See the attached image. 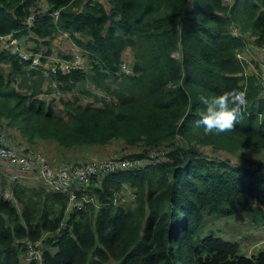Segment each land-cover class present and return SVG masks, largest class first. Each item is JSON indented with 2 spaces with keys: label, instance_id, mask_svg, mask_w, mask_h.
<instances>
[{
  "label": "trees",
  "instance_id": "trees-1",
  "mask_svg": "<svg viewBox=\"0 0 264 264\" xmlns=\"http://www.w3.org/2000/svg\"><path fill=\"white\" fill-rule=\"evenodd\" d=\"M43 3L58 9L56 20ZM6 33L28 36L37 44L25 47L45 54L71 40L87 61L83 70L55 75L61 93L46 100L41 72L0 47V119L7 126L64 148L115 143L119 154L109 157L142 161L74 187L92 199L66 210V194L33 175L8 185L15 168L1 158L11 171L2 170L0 190L12 186L14 199L0 194V264H264V248L247 254L213 231L214 223L203 230L206 217L215 222L239 210L248 225H264V171L199 148L264 151V98L243 56L249 43L264 45V0H0ZM127 47L133 57L123 73ZM243 79L248 111L241 109L234 127L209 134L198 126L206 107L199 98L240 90ZM85 82L94 92L82 88L93 94L83 103L74 89ZM152 150L164 155L150 160ZM37 240L40 256L25 257L26 243Z\"/></svg>",
  "mask_w": 264,
  "mask_h": 264
},
{
  "label": "built area",
  "instance_id": "built-area-1",
  "mask_svg": "<svg viewBox=\"0 0 264 264\" xmlns=\"http://www.w3.org/2000/svg\"><path fill=\"white\" fill-rule=\"evenodd\" d=\"M41 9L48 12L54 20L58 17V9L48 10L46 3L41 4ZM34 13L28 15L26 25H30L33 21ZM23 36H15L13 33L0 34V47L8 49L10 52L15 53L20 59L27 61V67L35 68L44 76L43 83L46 88L42 90L41 94L46 100H50L54 96H58L60 88L54 78L59 72L69 73L74 69L83 70L87 68L84 51L80 47H75L74 51L70 52L68 56H57L50 59L49 56L42 51H32L25 47ZM262 50V58L254 67L253 73L256 76L258 84V91L262 98H264V45L260 46ZM241 53L237 56L242 57ZM128 58V57H127ZM124 59L120 66V72H130V60ZM246 75V73H245ZM241 89L247 91V80L241 81ZM59 107V104H57ZM247 110V105L242 107ZM262 117L260 111H254ZM264 123V121H263ZM163 150H152L150 153V160L158 156H163ZM0 158H4L18 167L23 174L27 175L28 172H34V177L37 178L43 185L54 191L64 192L67 196V206L69 208L86 207L87 202L92 199L91 196L79 197L73 190L74 187L82 185L90 181L91 177L99 172H108L117 169L130 168L131 166L138 165L142 159L139 157H106L99 160H90L83 163L73 165H52L45 155L36 151L32 146L25 142H11L9 130L5 124L0 120ZM247 169L254 171H264V162H246L243 164ZM17 169L10 172L9 183L18 178L21 174L16 173ZM25 173V174H24ZM0 194L6 199H14L12 186H7L0 190ZM61 226L63 223L60 224ZM41 240L26 243L25 257L37 258L40 256L39 247Z\"/></svg>",
  "mask_w": 264,
  "mask_h": 264
},
{
  "label": "rangeland",
  "instance_id": "rangeland-1",
  "mask_svg": "<svg viewBox=\"0 0 264 264\" xmlns=\"http://www.w3.org/2000/svg\"><path fill=\"white\" fill-rule=\"evenodd\" d=\"M222 2L225 5H230L233 2V0H222ZM231 28L234 32H237V28L235 25H232ZM23 40H24V38H23ZM63 41H66V43L68 44V40L63 39ZM24 42L26 43V45L28 47L31 46L32 44H35V45L37 44L33 39L29 38L28 36L26 37ZM41 47L43 49H45L44 46L41 45ZM67 49H68V47H65L63 49L64 51H62V54H65V52H67ZM246 49L247 48H245L243 50L244 53H245ZM243 52H241V55L243 54ZM173 56L175 58H177L179 56L178 52H174ZM122 57H126V58L127 57H133L132 49H130L128 47L125 48L122 51ZM84 63L87 64V61H85ZM84 87H86V89H88L90 91L93 90V86L90 82H85L84 84L79 83L78 86L74 89L75 93L80 95L79 96L80 100L83 103H85V101L87 99H91L93 97V94L89 95V93L87 94L86 92L81 91V89ZM45 88H46V85L44 83H42V90H44ZM93 92H94V90H93ZM40 96L42 97L43 93L42 94L40 93ZM57 104L58 103L55 102L53 108L57 109L58 108ZM6 119L1 118L0 120L3 122V124H5L6 128L10 129V127L6 125ZM12 129H14L16 132L21 134V130L18 129L16 126L13 125ZM23 136L27 138V136L25 134ZM199 148L203 153L210 155L211 157H215V158H219V159H223V160L225 159V160H227V162L243 163V164L246 162L260 161L261 156H259V154L260 153L264 154V152L262 150L248 149V148H241V149H237L233 152H230L226 149H221L218 147L215 148L214 146H211L209 144H207V145H201L200 144ZM262 160L264 161V159H262ZM4 165L6 166L5 162H3L0 158V174H1L2 170L5 171ZM30 175H34V172H28L27 173V176H30ZM36 182H38L36 179L34 181H32V180L30 181L31 184H34ZM78 196L84 197L85 194H79ZM128 202H129V200L126 201V203H128ZM68 209H70V208L67 207L66 210H68ZM212 218L213 217H206V219H205L206 225L204 226L203 230H205V231L208 230V226L210 224L214 223L215 226L213 227V231L220 234L221 236H223L226 239H228V237H227L228 234L237 233V234L231 235L230 237H232V239L238 240L240 242L239 243L240 248H241L240 250L242 252H244V250L255 252L257 250L264 248V227H262L264 225L259 226V228H260L259 232H262V233L253 234L254 228L251 229L250 227L257 226V225H248V222L246 221V216L241 210H239L236 213H233L231 215L223 216L222 218L216 220L215 222H213L214 219H212ZM216 228H219L220 230H218ZM242 231H249V232H253V233L252 234L250 233V238H249V237H246V235H244V233ZM44 235H46V233ZM250 241H252V242H250Z\"/></svg>",
  "mask_w": 264,
  "mask_h": 264
},
{
  "label": "crops",
  "instance_id": "crops-1",
  "mask_svg": "<svg viewBox=\"0 0 264 264\" xmlns=\"http://www.w3.org/2000/svg\"><path fill=\"white\" fill-rule=\"evenodd\" d=\"M100 1H103V0H100ZM250 38L253 40L252 36ZM60 44L55 45L57 46L56 48L52 47L51 51L47 53L50 59H53L57 56H62L63 55L62 51H64L63 49L65 47H68L67 52L65 53L72 52L74 51L75 47H77V45L71 40L68 41V44L66 43V41H63V43L61 42ZM39 45L41 46L42 44L39 43ZM243 56L248 61L247 67L253 71L254 67L258 64L259 60L262 58V50L260 46H256L253 43H249ZM8 130H9V135L11 136V142L13 143L18 142V141L25 142L26 144L32 146L36 151H39L43 155H45L47 157V160L54 166L64 165V164L73 165L74 163L77 164L76 162H79V161L86 162L90 160H99V159H103V158H106L112 155L119 154L118 148L115 146V143L107 144L101 147H97V146L96 147L92 146V148L85 147V149H79L78 147H75V146L64 148L63 146L58 145L56 142L50 139L36 138L35 140H28L26 137L16 132L11 127L10 129L8 128ZM259 156H261L260 158L261 160L264 159V154L260 153ZM15 168L17 169L16 173H20L21 175L23 174V172L18 167L15 166ZM4 169H5V172L7 173L11 171L9 165H6V166L4 165ZM12 170H14V168ZM250 228L251 229L254 228L253 230L254 233L249 232V231H242L244 235H246V237L250 238V233L251 234L252 233L253 234L262 233V232H259V229H260L259 226H252ZM233 234H237V233L228 234L227 235L228 239H232V237L230 236ZM238 243L240 242L238 241ZM244 252L248 254L252 253L251 251H246V250H244Z\"/></svg>",
  "mask_w": 264,
  "mask_h": 264
},
{
  "label": "clouds",
  "instance_id": "clouds-1",
  "mask_svg": "<svg viewBox=\"0 0 264 264\" xmlns=\"http://www.w3.org/2000/svg\"><path fill=\"white\" fill-rule=\"evenodd\" d=\"M199 99L206 107L200 113L197 125H203L209 134L213 131L220 133L234 127L242 107L247 104V92L231 89L212 98L201 96Z\"/></svg>",
  "mask_w": 264,
  "mask_h": 264
}]
</instances>
